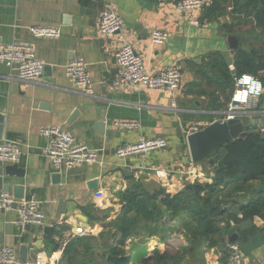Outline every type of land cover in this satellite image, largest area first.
<instances>
[{
    "label": "crops",
    "instance_id": "0c3cea01",
    "mask_svg": "<svg viewBox=\"0 0 264 264\" xmlns=\"http://www.w3.org/2000/svg\"><path fill=\"white\" fill-rule=\"evenodd\" d=\"M178 1L0 0V44H33L37 57L49 67L38 81L28 82L19 79L13 67L0 64V142L19 147L17 164L25 171L24 177H11L8 164L0 161V195L14 196V187L21 186L23 199L35 198L45 215L44 225L26 226L16 210H0V248L17 249L19 263L34 264L45 253L49 264H111L110 255H125L138 242L148 246L151 259L146 264L164 255L159 264H226L227 245L236 237L246 262L264 264V217L254 216L246 223L242 214L236 220L223 215L213 229L206 220L216 215L200 209L199 203L192 201L176 213L167 206V198L186 185L211 183L216 174L218 161L194 163L187 143L190 133L222 121L234 89L223 85L212 64L223 60L235 76L236 52L255 49L260 54L264 36L251 27L252 21L256 25L253 17L236 11L235 0H213L198 14L199 25L192 22L195 14L177 10ZM106 10L123 20L111 38L99 32ZM34 26L58 27L61 35L36 37ZM155 30L168 32L165 44L151 41ZM125 44L142 57L147 73L177 65L181 88L172 92L115 87V55ZM74 61L86 64L91 94L67 76L65 67ZM260 105L264 108V99ZM263 117L251 115L243 121L249 124ZM47 127L63 128L78 143L99 151L102 164L57 169L45 154L49 140L42 130ZM158 137L167 140V148L124 159L116 156L121 145ZM156 169L169 171L167 186L156 178ZM238 190L224 191L219 200L245 194ZM97 191H103L105 199H96ZM246 196L239 202L245 203ZM140 199L144 203L135 204ZM61 201L66 210L57 220ZM158 223L168 230L153 234ZM186 223L194 229L188 231ZM203 225L200 239L197 226ZM78 228L84 229L82 236H74ZM76 241L83 246H76Z\"/></svg>",
    "mask_w": 264,
    "mask_h": 264
},
{
    "label": "built area",
    "instance_id": "2783aa9c",
    "mask_svg": "<svg viewBox=\"0 0 264 264\" xmlns=\"http://www.w3.org/2000/svg\"><path fill=\"white\" fill-rule=\"evenodd\" d=\"M213 5V0H179L176 8L180 13L195 14L192 22L199 25L198 14ZM123 26V20L114 12L106 10L102 13L99 22V32L103 37L111 38L118 33ZM32 34L36 37H59L61 29L51 26H34ZM169 39V34L164 30H155L151 34L154 44L163 45ZM117 70L113 85L115 87L126 86L129 89H166L172 92L178 91L183 82L181 69L171 64L154 74L146 72L142 57L129 45H123L115 55ZM0 64L13 67L18 72V78L23 81H38L44 74L46 64L37 57V48L33 44L10 43L0 44ZM65 72L78 89L87 94L92 93V82L85 63L74 61L66 65ZM264 99L263 81L249 73L234 76V89L230 100L227 102V111L222 121L244 119L251 115L264 116V108L261 101ZM132 125H137L133 123ZM264 133V124L252 131ZM42 134L48 137V145L45 149L46 156L59 170H69L85 164H102L99 151L91 150L80 144L63 128L47 127ZM168 142L164 138L143 139L138 143L124 144L116 149L118 158H130L145 155L167 148ZM21 156L19 147L14 143L0 142V161L5 164L18 163ZM160 183L167 186L169 183V171L156 169L154 171ZM96 199H105L103 191H97ZM0 210H16L19 222L22 225H44L45 215L40 208V203L35 199H17L13 195L3 192L0 195ZM83 228H78L74 236H82ZM17 249L12 247L0 248V264H21L18 262ZM45 253H40L34 264H49ZM226 264H251L246 262L238 242H230L227 245Z\"/></svg>",
    "mask_w": 264,
    "mask_h": 264
},
{
    "label": "trees",
    "instance_id": "16d2710c",
    "mask_svg": "<svg viewBox=\"0 0 264 264\" xmlns=\"http://www.w3.org/2000/svg\"><path fill=\"white\" fill-rule=\"evenodd\" d=\"M235 3L236 7L239 8L236 10L238 13L244 14L247 18L253 17L255 19L256 25L252 21L251 27L254 30L258 29L264 32V0H243L241 4L240 0H235ZM261 37L263 47L260 54L255 49L252 51L240 49L236 52L235 70L237 75L249 73L259 77L260 72H264V36L261 35ZM215 68L216 73L223 80V85L233 89L234 75L226 63L223 60L216 62L215 65L213 63L211 69ZM262 81L264 83V80ZM217 156L218 167L214 180L211 183L196 181L193 184L186 185L181 193L167 198V206L171 208L170 210L174 212L183 210L184 206L190 202H197L200 204V209H205L208 214L216 215L215 218L206 220L213 229H216V225L222 219L220 216L223 215L235 219L237 214H242L246 223L251 221L254 216L264 217V133L254 130L246 139L238 138L220 149ZM238 189H244L248 192L245 203L243 201L239 202L238 199L219 200L224 191H240ZM123 202H125V197ZM143 203L144 200L142 199L135 202L139 205ZM229 204L233 205L228 209ZM202 213L204 212H198V214ZM138 218H141V216ZM204 226H197V236L200 239V230ZM184 227L188 231L194 229L188 223ZM165 230H168V227L165 224L160 225L158 223L152 233L157 234ZM125 240L126 237L124 236L121 242ZM75 243L76 246H83L81 241ZM164 258L165 255L156 258L153 264H159ZM101 259L103 263H106V253H103ZM95 261L98 262L97 258L90 259V262Z\"/></svg>",
    "mask_w": 264,
    "mask_h": 264
},
{
    "label": "water",
    "instance_id": "95a60500",
    "mask_svg": "<svg viewBox=\"0 0 264 264\" xmlns=\"http://www.w3.org/2000/svg\"><path fill=\"white\" fill-rule=\"evenodd\" d=\"M236 40V39H235ZM231 38L233 47L237 48L236 41ZM227 64L232 63V58L226 59ZM49 67H45L48 71ZM107 94V93H105ZM264 124V117L262 119L252 120L251 123L245 124L242 119H233L227 121L217 120L206 127L194 131L187 136L188 148L190 151L191 160L194 163H201L207 159L218 161L217 152L228 145L230 142L243 138L246 139L252 132V128L257 129L258 125ZM102 127V125H101ZM3 131V118L0 119V136ZM7 174L11 177H24L25 171L19 167L17 163L9 164L6 168ZM14 197L23 199V187H14ZM65 207L61 201L58 209L56 219L60 220L61 215L65 213ZM65 227L66 230H68ZM236 240V237H234ZM235 240H232L234 242ZM236 242V241H235ZM23 253H24V247ZM151 259L147 245H141L138 242H133L127 249L125 255L108 257L111 264H146Z\"/></svg>",
    "mask_w": 264,
    "mask_h": 264
},
{
    "label": "rangeland",
    "instance_id": "374dc122",
    "mask_svg": "<svg viewBox=\"0 0 264 264\" xmlns=\"http://www.w3.org/2000/svg\"><path fill=\"white\" fill-rule=\"evenodd\" d=\"M234 71H236V70H234ZM262 80H264V78H263V76H259ZM228 102V100L226 99V103ZM230 191V190H229ZM245 194H247L248 192L247 191H243ZM245 194H242V195H239V196H234L235 197V199H238L239 201H241L243 198V196L245 195Z\"/></svg>",
    "mask_w": 264,
    "mask_h": 264
}]
</instances>
